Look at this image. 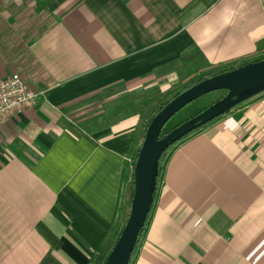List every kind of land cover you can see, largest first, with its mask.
<instances>
[{
  "label": "crops",
  "instance_id": "1",
  "mask_svg": "<svg viewBox=\"0 0 264 264\" xmlns=\"http://www.w3.org/2000/svg\"><path fill=\"white\" fill-rule=\"evenodd\" d=\"M33 1L42 24L15 12L24 0H0V80L18 71L40 92L0 125V264H101L129 204L122 172L141 117L90 133L63 124L67 109L115 85L161 86L185 62L216 71L264 57V1ZM258 86L169 145L130 264H264Z\"/></svg>",
  "mask_w": 264,
  "mask_h": 264
},
{
  "label": "water",
  "instance_id": "2",
  "mask_svg": "<svg viewBox=\"0 0 264 264\" xmlns=\"http://www.w3.org/2000/svg\"><path fill=\"white\" fill-rule=\"evenodd\" d=\"M264 83V57L205 77L186 87L168 100L151 118L134 165L131 210L125 226L104 264H129L131 254L151 207L156 158L171 143L195 128L227 111L239 92ZM223 89L225 95L188 119L176 124L163 136L165 123L177 111L199 96Z\"/></svg>",
  "mask_w": 264,
  "mask_h": 264
},
{
  "label": "trees",
  "instance_id": "3",
  "mask_svg": "<svg viewBox=\"0 0 264 264\" xmlns=\"http://www.w3.org/2000/svg\"><path fill=\"white\" fill-rule=\"evenodd\" d=\"M182 17V14H179V17ZM263 58V57H260ZM259 58V59H260ZM179 62V60L173 62V65L168 66L167 69L173 70V68L176 66V64ZM234 68L233 66H230L229 68H222L218 69L216 71H208L204 75L196 78V79H191L188 81L185 85H183L179 89H162L160 86V82H155L149 85H142L139 87H135L132 89H123L118 92H116L114 95H110V93L113 90H116L119 85H115L112 87H109L103 91H101L99 94L95 95L94 97H89L90 99H98L97 101L95 100L93 104L91 105L93 108L89 111H86L80 115V122L79 124L83 126L84 129H86L90 133H96L101 130H105L112 126L113 124L128 118L132 115H139L141 118H144L146 115L148 116L146 122L144 123V128L142 135L140 136L137 132H135L132 137H131V142H130V147L127 152V159L125 160L124 163V168L122 172V180L123 181H128L130 180L131 182V198L133 195V183H134V165L135 161L137 158L138 151L141 147L142 140L145 135L146 128L151 120V118L154 116V114L168 101L170 100L174 95L185 89L186 87L194 84L195 82L208 77L210 75H213L218 72H222L226 69H231ZM226 93V91H225ZM225 93L220 96L223 97ZM219 98V99H220ZM89 99V100H90ZM89 101L83 100L80 102L74 103V106H85L88 104ZM91 103V102H90ZM226 111L222 112L221 114L217 115L215 118L207 121L206 123L202 124L201 126L195 128L185 136L181 137L179 140L173 142L176 143L182 139H185L188 137L190 134L200 130L201 128L209 125L210 123L214 122L216 119L222 117ZM172 144V143H171ZM169 147V146H168ZM164 149V151L159 155L160 158H164L166 156L167 149ZM129 157H133L132 161V166L130 170V162H129ZM160 174H161V169L158 167L155 170L154 174V184L151 188V207L150 211L147 215L145 224L147 223V220L149 218L150 212L152 210V206L155 200V195L158 189V185L160 182ZM128 207V210H127ZM131 210V200L129 201V204L122 205L121 209V216H120V224L118 225L117 223L114 224L106 233V236H109L113 232L116 233L115 239L113 241L112 246H114L115 242L117 241L119 235L122 232L123 227L125 226V223L128 219L129 213ZM145 226V225H144ZM144 228V227H143ZM143 228L139 234V237L136 241V244L133 248L132 254H131V259L134 257L138 243L140 241V237L143 231ZM95 259L92 256L90 259V263L94 262ZM131 263V260L129 264Z\"/></svg>",
  "mask_w": 264,
  "mask_h": 264
},
{
  "label": "rangeland",
  "instance_id": "4",
  "mask_svg": "<svg viewBox=\"0 0 264 264\" xmlns=\"http://www.w3.org/2000/svg\"><path fill=\"white\" fill-rule=\"evenodd\" d=\"M39 4V3H38ZM41 4V3H40ZM39 4V5H40ZM24 8V10H22ZM36 2H34L33 0H24L23 5H21L18 9H14L15 12H23L25 14L28 15V17H30V19H33L34 16L38 15V14H45L43 10H39L40 12H38V8L36 9ZM44 8V7H42ZM41 7L39 9H42ZM18 10V11H17ZM19 13V12H18ZM48 15V13H47ZM47 15H43L42 17V22L41 21H37L34 22L33 25H35V29L39 26H41L42 23H44V19H47ZM36 19V18H35ZM41 22V24H40ZM33 25H31V27H33ZM34 29V31H35ZM208 71H212V70H207L205 68L202 67V65H200V63L198 64H194V65H190L188 63H182V65L179 67V69L177 70L178 72V77L175 78V80L173 81H169L166 83H162V87L164 89L170 88V89H179L181 88L183 85H185L188 81H190L191 79H196L202 75H204L206 72ZM164 75V74H163ZM161 79L157 80V82H160ZM261 85H264L263 83ZM260 87V86H257ZM125 87L123 85L118 86V88L114 91H112L110 93V95L115 94L116 92L123 90ZM251 89V88H250ZM215 91V90H214ZM246 91V90H245ZM225 93V90H221L219 92H217L216 94L211 91L208 92L206 94H203L201 96H199L198 98L192 100L191 102H189L188 104H186L183 108H181L179 111H177L174 115H172V117L165 123L162 131H168L170 130L172 127H174L176 124L188 119L189 117L193 116L195 113H197L203 106H210L212 104V102L217 101L220 96H222ZM243 93L239 92V94ZM214 95V96H212ZM213 97L212 101L211 98ZM236 102V101H235ZM234 101L231 102L235 103ZM93 104V102H89L88 104H86L85 106H74L71 108L67 109L66 112V116H64L63 119V124L67 127H71V126H77L80 122V115L86 111L91 110L93 107L91 106ZM148 116L146 115L144 118H140V122H139V127H138V132L139 135H142L143 132V128H144V123L146 122ZM161 158L158 157L155 160V164H154V169L156 170L159 167V163H160ZM132 161H133V157H129V162H130V170H131V166H132ZM124 198L123 200H127L130 201L131 200V182L130 180L128 181H124ZM126 204V203H125ZM128 205V204H127ZM128 210V207H127ZM121 221H118L117 224L119 225ZM116 233H112L110 234V237H113V239L111 238V242L113 244V241L115 239ZM110 237H108V239H110ZM107 242V241H106ZM111 251H109V254L107 255V257L110 255ZM106 257V258H107ZM106 261V259H105ZM105 261H103L104 264Z\"/></svg>",
  "mask_w": 264,
  "mask_h": 264
},
{
  "label": "built area",
  "instance_id": "5",
  "mask_svg": "<svg viewBox=\"0 0 264 264\" xmlns=\"http://www.w3.org/2000/svg\"><path fill=\"white\" fill-rule=\"evenodd\" d=\"M39 94L40 92L34 89L18 71L1 79L0 125L5 123L13 112L20 111L33 104Z\"/></svg>",
  "mask_w": 264,
  "mask_h": 264
},
{
  "label": "flooded vegetation",
  "instance_id": "6",
  "mask_svg": "<svg viewBox=\"0 0 264 264\" xmlns=\"http://www.w3.org/2000/svg\"><path fill=\"white\" fill-rule=\"evenodd\" d=\"M166 132H167V131L163 132V136L165 135Z\"/></svg>",
  "mask_w": 264,
  "mask_h": 264
}]
</instances>
